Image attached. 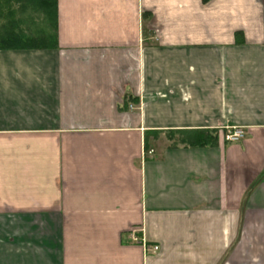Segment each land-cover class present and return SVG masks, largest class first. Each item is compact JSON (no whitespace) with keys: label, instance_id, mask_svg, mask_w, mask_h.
<instances>
[{"label":"crops","instance_id":"obj_1","mask_svg":"<svg viewBox=\"0 0 264 264\" xmlns=\"http://www.w3.org/2000/svg\"><path fill=\"white\" fill-rule=\"evenodd\" d=\"M57 44L0 50V264H264V0H57Z\"/></svg>","mask_w":264,"mask_h":264},{"label":"trees","instance_id":"obj_2","mask_svg":"<svg viewBox=\"0 0 264 264\" xmlns=\"http://www.w3.org/2000/svg\"><path fill=\"white\" fill-rule=\"evenodd\" d=\"M57 0H0V50L56 49ZM186 146L216 145V131H179Z\"/></svg>","mask_w":264,"mask_h":264},{"label":"built area","instance_id":"obj_3","mask_svg":"<svg viewBox=\"0 0 264 264\" xmlns=\"http://www.w3.org/2000/svg\"><path fill=\"white\" fill-rule=\"evenodd\" d=\"M243 132L241 131V130H235V131H233V132H230V133H227L226 135H225V140L226 141H230V142H234V141H238V140H240V139H242L243 138ZM146 248V247H145ZM152 250L153 251H157L158 250V248L157 247H152Z\"/></svg>","mask_w":264,"mask_h":264}]
</instances>
